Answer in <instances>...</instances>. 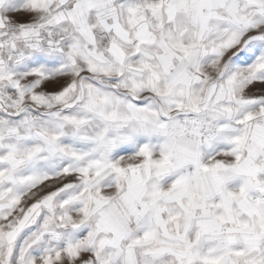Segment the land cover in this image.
<instances>
[{
  "label": "snow or ice",
  "instance_id": "obj_1",
  "mask_svg": "<svg viewBox=\"0 0 264 264\" xmlns=\"http://www.w3.org/2000/svg\"><path fill=\"white\" fill-rule=\"evenodd\" d=\"M0 264H264V0H0Z\"/></svg>",
  "mask_w": 264,
  "mask_h": 264
}]
</instances>
